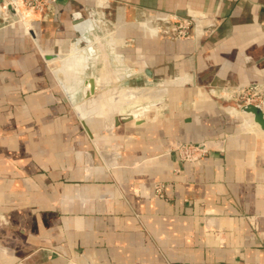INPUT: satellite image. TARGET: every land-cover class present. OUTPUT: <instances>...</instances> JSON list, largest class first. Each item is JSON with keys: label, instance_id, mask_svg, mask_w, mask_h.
<instances>
[{"label": "crops", "instance_id": "obj_1", "mask_svg": "<svg viewBox=\"0 0 264 264\" xmlns=\"http://www.w3.org/2000/svg\"><path fill=\"white\" fill-rule=\"evenodd\" d=\"M53 9L26 12L35 38L21 22L0 28V264H264L260 126L216 95L203 101L207 89L264 85V0H57ZM150 13L189 17L195 34L150 38ZM81 33L91 52H74ZM58 52L73 63L45 59ZM91 60L95 92L115 87L90 96L102 107L87 124L94 132L112 114L101 99L125 115L149 89L176 86L188 105L151 97L139 118L100 130L95 147L50 72L58 62L75 94ZM179 142L208 152L183 160L171 150ZM94 148L103 156L93 159Z\"/></svg>", "mask_w": 264, "mask_h": 264}, {"label": "built area", "instance_id": "obj_2", "mask_svg": "<svg viewBox=\"0 0 264 264\" xmlns=\"http://www.w3.org/2000/svg\"><path fill=\"white\" fill-rule=\"evenodd\" d=\"M57 0H0V19L6 21L13 18L9 9L11 6L19 21L27 26V11L43 13L52 12L53 6ZM151 16V25L146 28L150 38H163L174 40L190 39L195 34L196 24L189 17H183L175 13H168L161 16L148 14ZM32 22V20H31ZM27 30L28 27H26ZM237 99V100H236ZM236 101L260 104L264 106V85L261 83H250L237 87ZM207 146V145H205ZM183 160H201L208 152V148H201L195 143H182ZM157 196H164L162 188L157 189Z\"/></svg>", "mask_w": 264, "mask_h": 264}, {"label": "rangeland", "instance_id": "obj_3", "mask_svg": "<svg viewBox=\"0 0 264 264\" xmlns=\"http://www.w3.org/2000/svg\"><path fill=\"white\" fill-rule=\"evenodd\" d=\"M13 18H10V19H7L6 21H4V20H2V19H0V28H2V27H6V26H10V25H13V24H16V23H23L22 21H19V18L17 17V16H12ZM28 19H31V18H28ZM145 19V18H144ZM28 22H29V24L30 25H28V29L29 30H27V26L23 23V25H24V27H25V29H26V31L28 32V34L30 35V36H32L33 38H35V35H34V32H33V29H34V24H33V22H31V20H27ZM32 24V25H31ZM30 27V28H29ZM77 41V40H76ZM80 47H85V44L83 43V44H80ZM68 53L70 52V51H67ZM71 54V53H70ZM53 64V66H52V69H51V74H52V76L56 79V81H57V83H58V85H59V87L62 89V91L64 92V95L66 96V101L68 102V104L70 105V108L72 109V111L75 113V115H76V117L78 118V120H79V122L81 123V125L84 127V129L87 131V133L89 134V137H90V140L94 143V146L96 145L95 144V140H97V138L99 137V135L97 134V133H99L100 132V130L102 131V129L104 128V129H108V130H110L111 128H113L114 126H117L119 123L116 121V119L120 116V113H115V112H113V110L111 109L110 111L112 112V114H111V117L109 118V119H107L106 120V124L107 125H105V126H103V124L101 123L100 124V126H99V130H96V132H94L93 130H89V128H87L86 127V125H85V123H84V121L80 118V116L78 115V113H77V111H76V109H75V107L77 106L76 105V103L77 102H80V103H78V104H82L81 102H83V103H87L88 102V100H89V102L88 103H90V102H92L93 100L95 101V97L97 98H99V97H101V96H103V94H101V95H99L100 93H102V92H109L110 90H113V89H115V87H110V85H107L105 88H103V87H101V88H98V90L95 92V89L93 90V92L91 93V95L92 96H95L93 99H91V97L89 96L87 99L84 97V95H83V93L84 92H82V90H84V85H83V79L84 78H86L87 76H93L94 75V77H97V75H98V73H97V68L96 67H94L93 65H94V62H93V60H91V62H90V65H89V69L88 70H85V71H83L81 74L80 73H78V74H76L77 75V77H78V81H79V84H78V86H77V89L79 90V92H78V95L76 96L77 98H75L74 99V102L72 101V103H71V101L68 99V97H67V95H66V93H65V91H64V89H63V87L61 86V84H60V82H59V80H58V78H61L64 82H66L67 83V81H66V77L63 75V72H58L57 74H56V70L60 67V64H58V62H57V64H58V66H57V64L56 63H52ZM55 70V71H54ZM165 81H156V86H152V87H159V85H157V84H161V83H164ZM65 83V84H66ZM109 86V87H108ZM176 86H171L170 87V89H169V92H167V94H165L164 96H162L160 99H163L164 100V104L166 105V107H171V106H176V107H180L181 105H185V104H187L188 105V103H184L183 102V100L182 99H180V101H179V99H176V98H178L177 96V92H176V88H175ZM161 88V87H160ZM150 91L152 90V89H149ZM236 90H237V88H235L234 89V91H233V93H231V95L230 96H227V95H229V94H224L225 93V91L223 90V92H221V91H216V92H214L213 91V93H214V95H213V93H211L210 92V89H207V92L205 93V97L203 98V101H205V99H210V98H212V97H215V95H216V97H220V99H217V98H215V99H217V100H220L221 101V103L223 104L224 102V107H225V109H226V107L227 106H234V102H238V101H236L235 100V98H236ZM158 91V90H157ZM156 90H152V92H155V94H156V96H157V92ZM96 93H98V95H96ZM147 93V92H146ZM155 94H154V96H155ZM104 95H106V94H104ZM154 96H152V97H154ZM114 99H116V97H114ZM150 98H147V100H149ZM195 99H196V97L194 96L193 97V99H191V104H192V102H194L195 101ZM147 100H143L142 102H140V103H138V105H135V106H133V107H125V112L127 111V110H129V111H127V113H129L130 112V110H132V109H134V108H137V107H142V106H148L149 104H150V102H148ZM187 100H189V99H187ZM214 100V99H213ZM84 101H86V102H84ZM98 101V100H97ZM97 101H95V102H97ZM179 101V102H178ZM98 103V102H97ZM111 103H112V101H111ZM175 103H176V105H175ZM240 103V102H239ZM242 104H246V103H244V102H241ZM95 104V103H94ZM129 104H130V106H132L133 105V102H129ZM129 104H126L127 106H129ZM148 104V105H147ZM90 105H93V103H91ZM156 105H159V104H156ZM199 105V104H198ZM197 107H199V106H197ZM204 108H205V106H204ZM161 109H163V108H161ZM160 109V110H161ZM101 110V109H100ZM100 110H96L94 113H92L91 115H90V117L88 118V120L91 122V123H93L94 121H96L95 120V116H94V114H100L99 112H100ZM238 110H240V109H238ZM241 111V110H240ZM124 112V113H125ZM242 112V111H241ZM91 112H87V114H90ZM148 113H151V117H152V115L153 114H160V112H159V110H157V109H151L149 112H147V114ZM243 113V112H242ZM245 114H247V113H244L243 115H245ZM235 115V114H234ZM240 115H242V114H240ZM241 116V117H238L237 116V120H236V123L238 124V125H240L242 128H243V126H242V124L243 123H245L249 118L247 117V116ZM139 118V117H138ZM121 122V121H120ZM88 126V125H87ZM89 127V126H88ZM250 131V130H249ZM253 132H255V133H260L263 137H264V134H262L263 132L262 131H253ZM182 143L183 142H179V143H175L174 145H173V147H172V151H174V152H177V154H179V156H180V158L181 159H183L182 157H183V151H182V149H181V145H182ZM96 147V146H95ZM91 154H92V158L93 159H95V157H96V155L98 154V155H100V156H103V153L102 152H100V151H98V150H95V148H94V151H92L91 152ZM162 188V184L161 183H157L156 184V195H157V189L158 188Z\"/></svg>", "mask_w": 264, "mask_h": 264}, {"label": "water", "instance_id": "obj_4", "mask_svg": "<svg viewBox=\"0 0 264 264\" xmlns=\"http://www.w3.org/2000/svg\"><path fill=\"white\" fill-rule=\"evenodd\" d=\"M9 9H10L11 15L12 16H16V13H15L14 9L11 6H9ZM83 36L84 35L81 33V37L75 42V43H78L77 46H76L77 48L75 49V51H77L79 49L80 44L84 43L85 44V47H83L84 51L91 52L93 50V45L90 42H87L86 39L83 38ZM44 56H45L46 60H52V59H55V58H68L69 55L66 54V53L58 52V53H45ZM58 80H59L61 86L63 87L68 99L71 101V103H72V101L74 102V99L77 98V97L73 98L71 96V94H70L65 82L62 79H60V78H58ZM89 84H91L92 87H89ZM83 85H84V90H82V92H84L83 95H84L85 98L89 97L91 92H93V90L95 88V85H96L95 77H90V78L84 79ZM234 106L237 107L238 109H240L243 113H252L253 117H254L253 120L256 123H259V125L261 127V130L264 131V110H263L262 106H260L259 104H251V103L242 104V103H239V102H234ZM142 107H137L135 110H140V108H142ZM75 109H76L78 115L80 116V118L84 121V118H83V116H82V114H81V112H80V110L78 109L77 106L75 107ZM130 112H132V111H130ZM131 120H134V117H133V115H131V113H129V114L126 113L125 115H120L116 119L117 122H120V121L127 122V121H131ZM84 123H85V121H84ZM85 125H86L87 128H89L86 123H85ZM202 146L204 147V145H202Z\"/></svg>", "mask_w": 264, "mask_h": 264}, {"label": "bare ground", "instance_id": "obj_5", "mask_svg": "<svg viewBox=\"0 0 264 264\" xmlns=\"http://www.w3.org/2000/svg\"><path fill=\"white\" fill-rule=\"evenodd\" d=\"M28 25H30L29 24V22L27 21V27H28ZM84 39H86V41L87 42H90L92 45H94L95 43H94V41L91 39V38H84ZM95 46V45H94ZM94 46H93V48H94ZM77 48V47H76ZM75 48V49H76ZM79 50V49H78ZM74 52H76L75 50H74ZM55 59H61V60H63V64L65 65V67L68 65V66H70L72 63H73V61L72 60H66L65 61V59L66 58H55ZM55 59H52V60H55ZM48 61H51V60H48ZM62 64V63H61ZM59 70V68L56 70V73H58V72H62L61 70L60 71H58ZM110 78H111V76H110ZM61 79V78H60ZM67 81V80H66ZM70 82L72 83L73 81L72 80H70ZM66 83V82H65ZM78 84H79V82L76 84L77 86H78ZM66 86H67V88H68V90H69V92H70V94H71V96L73 97V98H75L77 95H78V92H79V90H78V92H76L75 94H73V91L71 90V88H69V86H68V83H66ZM95 89V88H94ZM154 89V88H153ZM152 89V90H153ZM152 90L150 91V90H148L147 91V93L145 92L144 94H143V97L144 98H151L152 96H154V94H155V92H152ZM154 90H156V89H154ZM158 90V91H157ZM156 91V93H157V96H156V94H155V96L156 97H158V96H160V95H163V93L164 92H167L168 91V88L167 87H164V88H162V89H157ZM126 92V91H125ZM128 93V92H127ZM132 93V92H131ZM91 95V94H90ZM133 96V95H132ZM131 96V97H132ZM154 96V97H155ZM88 97H86V99H87ZM133 98V97H132ZM153 98V97H152ZM98 99H96L95 98V101H97ZM111 100V99H110ZM94 100L92 101V102H90V103H88L89 102V100H88V102L87 103H83V102H81L82 104H78V103H80V102H77L76 103V105H77V107H78V109L80 110V112H81V114H82V116H83V118H84V121H85V123L86 124H91L92 125V123L88 120V118L90 117V115L92 114V113H94L97 109L98 110H100V109H102V107L101 106H99V104L97 103V102H95ZM101 101H102V103H104L105 104V111L104 112H106V113H109V112H111V111H108V109H106V108H108L111 104L110 103H108V99H101ZM84 102H86V101H84ZM100 102V101H99ZM138 102V101H137ZM91 103H93V105H90ZM95 103V104H94ZM101 103V102H100ZM115 107H119V106H122L123 104H122V101H117L115 104H113ZM148 105V104H147ZM260 105V104H259ZM260 106H262V105H260ZM150 107H151V104H149L148 106H144V107H142V108H140V110H135V109H132L131 111L132 112H129V113H131V115H133V117L134 118H138L140 115H141V113L143 112V111H147L148 109H150ZM262 108H263V110H264V106H262ZM232 111H233V109H231ZM87 112H91L90 114H87ZM128 113V114H129ZM247 114H250V115H253L252 113H247ZM140 119H141V117H140ZM253 119H254V117H253ZM254 121V120H253ZM94 123V122H93ZM89 124V125H90ZM258 127L260 126L259 125V123H255ZM254 128V127H253ZM252 128V129H253ZM255 129V128H254ZM260 130H261V127H260ZM262 131V130H261ZM263 133H264V131H262Z\"/></svg>", "mask_w": 264, "mask_h": 264}]
</instances>
